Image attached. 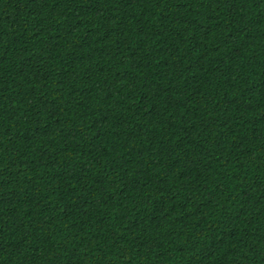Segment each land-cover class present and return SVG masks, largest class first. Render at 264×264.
<instances>
[{
  "label": "trees",
  "instance_id": "16d2710c",
  "mask_svg": "<svg viewBox=\"0 0 264 264\" xmlns=\"http://www.w3.org/2000/svg\"><path fill=\"white\" fill-rule=\"evenodd\" d=\"M0 264H264V0H0Z\"/></svg>",
  "mask_w": 264,
  "mask_h": 264
}]
</instances>
